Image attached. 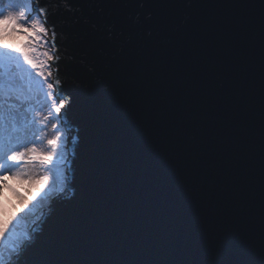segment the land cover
<instances>
[{"label":"water","instance_id":"water-1","mask_svg":"<svg viewBox=\"0 0 264 264\" xmlns=\"http://www.w3.org/2000/svg\"><path fill=\"white\" fill-rule=\"evenodd\" d=\"M34 8L71 135L4 264H264V0Z\"/></svg>","mask_w":264,"mask_h":264},{"label":"rangeland","instance_id":"rangeland-1","mask_svg":"<svg viewBox=\"0 0 264 264\" xmlns=\"http://www.w3.org/2000/svg\"><path fill=\"white\" fill-rule=\"evenodd\" d=\"M18 3L0 0V86L9 90L0 91V119L6 124L0 137L21 149L38 171L23 204L14 210L5 203L0 213V264L27 238L28 218L46 207L49 194L64 181V128L57 125V101L45 76L48 51L43 36L31 25L34 12L23 0ZM35 146L37 152H32Z\"/></svg>","mask_w":264,"mask_h":264},{"label":"bare ground","instance_id":"bare-ground-1","mask_svg":"<svg viewBox=\"0 0 264 264\" xmlns=\"http://www.w3.org/2000/svg\"><path fill=\"white\" fill-rule=\"evenodd\" d=\"M13 3L15 6H19L18 2L22 0H6ZM28 4L29 11L34 12V17H31L33 21L31 25L37 30L44 38L45 46L47 48V62L53 56L51 51V46L48 41L49 32L47 26L44 23L42 16L39 12L34 11L32 8V0H23ZM30 20V19H29ZM46 70V79L50 83L52 82V71L50 69V63ZM57 105H61V99L56 100ZM5 123L0 119V134L4 131ZM63 138H68L70 136V130H63ZM66 155V149L64 148V153L61 157L62 162ZM6 170V171H5ZM38 171V165L25 158L21 149H17L12 146L11 141L0 137V213H3V206L5 203H10V205L16 210L23 204L27 199L26 192L34 184L36 179V173ZM5 172L7 174H5ZM4 180V181H3ZM5 208V207H4ZM42 210L39 208L34 217H29V224H31L35 219H37ZM28 236V234H27ZM3 262V261H2Z\"/></svg>","mask_w":264,"mask_h":264},{"label":"trees","instance_id":"trees-1","mask_svg":"<svg viewBox=\"0 0 264 264\" xmlns=\"http://www.w3.org/2000/svg\"><path fill=\"white\" fill-rule=\"evenodd\" d=\"M2 89V88H1ZM23 92V91H22Z\"/></svg>","mask_w":264,"mask_h":264}]
</instances>
